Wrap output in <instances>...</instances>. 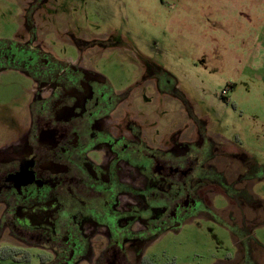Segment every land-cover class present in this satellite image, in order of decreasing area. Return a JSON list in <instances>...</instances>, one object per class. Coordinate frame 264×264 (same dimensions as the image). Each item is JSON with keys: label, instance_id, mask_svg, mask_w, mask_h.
<instances>
[{"label": "rangeland", "instance_id": "rangeland-1", "mask_svg": "<svg viewBox=\"0 0 264 264\" xmlns=\"http://www.w3.org/2000/svg\"><path fill=\"white\" fill-rule=\"evenodd\" d=\"M1 42L83 68L123 98L124 115L138 116L157 145L196 126L232 155L235 176L221 184L241 198L204 196L141 244L143 256L230 264L244 238L264 264V0H0ZM36 87L20 71H0V145L25 129ZM10 256L1 246L0 264H15Z\"/></svg>", "mask_w": 264, "mask_h": 264}, {"label": "flooded vegetation", "instance_id": "flooded-vegetation-1", "mask_svg": "<svg viewBox=\"0 0 264 264\" xmlns=\"http://www.w3.org/2000/svg\"><path fill=\"white\" fill-rule=\"evenodd\" d=\"M5 70L37 85L25 129L0 145V247L11 254L7 260L156 264L141 244L200 207L204 196L241 198L242 189L221 184L235 176L232 155L206 131L192 126L157 145L95 76L20 42L0 53ZM244 241L235 242L228 263L259 264Z\"/></svg>", "mask_w": 264, "mask_h": 264}, {"label": "trees", "instance_id": "trees-1", "mask_svg": "<svg viewBox=\"0 0 264 264\" xmlns=\"http://www.w3.org/2000/svg\"><path fill=\"white\" fill-rule=\"evenodd\" d=\"M1 43H3V45H1L0 46V53L2 52V51H4V50H6L7 48L9 49L11 46H16V43L15 42H11V43H9V42H1ZM5 43V44H4ZM229 198V197H228ZM230 200V199H229ZM231 202V201H230ZM231 207V206H230ZM232 208V207H231ZM261 210H263L264 211V209H261ZM233 213V210L231 211H229L228 212V218H229V216L231 215ZM264 214V213H263ZM263 217H264V215H263ZM263 220H264V218H263ZM263 223H264V221H262ZM261 222V223H262ZM260 222L258 223V225H260L261 224ZM242 232V231H241Z\"/></svg>", "mask_w": 264, "mask_h": 264}, {"label": "crops", "instance_id": "crops-1", "mask_svg": "<svg viewBox=\"0 0 264 264\" xmlns=\"http://www.w3.org/2000/svg\"><path fill=\"white\" fill-rule=\"evenodd\" d=\"M255 243V242H254ZM256 244V243H255ZM257 245V244H256ZM258 246V245H257ZM259 247V246H258Z\"/></svg>", "mask_w": 264, "mask_h": 264}, {"label": "built area", "instance_id": "built-area-1", "mask_svg": "<svg viewBox=\"0 0 264 264\" xmlns=\"http://www.w3.org/2000/svg\"><path fill=\"white\" fill-rule=\"evenodd\" d=\"M224 93V92H223Z\"/></svg>", "mask_w": 264, "mask_h": 264}]
</instances>
